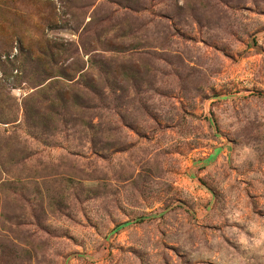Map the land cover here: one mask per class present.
Segmentation results:
<instances>
[{
	"label": "rangeland",
	"instance_id": "obj_1",
	"mask_svg": "<svg viewBox=\"0 0 264 264\" xmlns=\"http://www.w3.org/2000/svg\"><path fill=\"white\" fill-rule=\"evenodd\" d=\"M0 264H264V0H0Z\"/></svg>",
	"mask_w": 264,
	"mask_h": 264
}]
</instances>
